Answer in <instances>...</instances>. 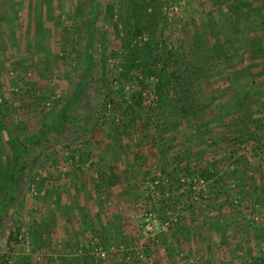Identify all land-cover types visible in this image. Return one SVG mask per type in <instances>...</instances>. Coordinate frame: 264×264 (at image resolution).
<instances>
[{
	"label": "rangeland",
	"instance_id": "rangeland-1",
	"mask_svg": "<svg viewBox=\"0 0 264 264\" xmlns=\"http://www.w3.org/2000/svg\"><path fill=\"white\" fill-rule=\"evenodd\" d=\"M96 1L85 76L89 0H0V125L35 138L0 264H264V0Z\"/></svg>",
	"mask_w": 264,
	"mask_h": 264
},
{
	"label": "trees",
	"instance_id": "trees-1",
	"mask_svg": "<svg viewBox=\"0 0 264 264\" xmlns=\"http://www.w3.org/2000/svg\"><path fill=\"white\" fill-rule=\"evenodd\" d=\"M98 4L96 0H89L87 10H86V16L84 19V28H85V36L88 39V46L85 48L83 52V60H84V74L85 76L89 75L91 72L94 62L92 57L90 56L89 49H90V43L93 38V31H94V23L96 21L97 15H98ZM139 29V28H137ZM148 52L151 54V49H147ZM169 56V55H168ZM170 57V56H169ZM168 57V59H169ZM154 58L152 56L153 61ZM186 64H191L190 61H188ZM169 65V64H168ZM192 65V64H191ZM191 65H188L189 68ZM136 67L142 66V71L144 76L150 77L154 76L156 77V83H155V89L154 92L159 98L164 97V93H168V98L169 96H176L177 94L180 95L183 92V87L185 85L190 86L191 83L187 81V77L189 80L191 79V76L193 75V71L191 76H186L182 78L181 72H179V69H172L173 67H168V72L166 71V65L162 63L161 66L156 67L154 64L151 62L150 66H143L142 64H136ZM193 66V65H192ZM168 73V88L166 87V80H163L164 74ZM177 88V89H176ZM187 91V87L185 89ZM139 99L142 100V98L138 95ZM134 105L137 107L139 105V101L136 98L134 101ZM63 109L59 111L58 114H56L53 118L54 119H59L61 112ZM0 129L4 134L7 135L6 142L9 145V148L11 150V165L9 170L7 171L6 177H5V185L4 188L2 189V198L0 199V221L2 220L5 211L8 209L9 205L13 202L15 199V193L17 190V182L19 179V176L21 174V171L24 168V162H23V155L26 151V148L29 144L33 143L35 138L34 137H29V138H18V137H13L9 136L7 134V131L1 127ZM210 170L204 169V172L207 174L206 176L201 175L203 179H207L208 177H211L213 174ZM206 177V178H205Z\"/></svg>",
	"mask_w": 264,
	"mask_h": 264
},
{
	"label": "crops",
	"instance_id": "crops-1",
	"mask_svg": "<svg viewBox=\"0 0 264 264\" xmlns=\"http://www.w3.org/2000/svg\"><path fill=\"white\" fill-rule=\"evenodd\" d=\"M110 164H112V162L110 163ZM118 171V174H120V168L117 170ZM106 176L107 175H105L104 177L106 178ZM113 181H114V179H112ZM111 179H109V181L108 180H105V184H106V186H107V190L108 191H110V192H112V193H114V194H116L117 192V189L118 190H120L119 188H120V185L116 182H111L112 181ZM120 181H121V179H120ZM122 193V192H121ZM118 194H119V192H118ZM114 196H116V195H114Z\"/></svg>",
	"mask_w": 264,
	"mask_h": 264
},
{
	"label": "built area",
	"instance_id": "built-area-1",
	"mask_svg": "<svg viewBox=\"0 0 264 264\" xmlns=\"http://www.w3.org/2000/svg\"><path fill=\"white\" fill-rule=\"evenodd\" d=\"M98 255H99L100 258H103L104 257L103 252H98Z\"/></svg>",
	"mask_w": 264,
	"mask_h": 264
}]
</instances>
